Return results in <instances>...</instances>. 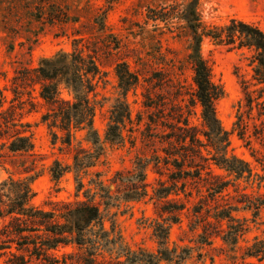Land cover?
<instances>
[{"label":"trees","instance_id":"1","mask_svg":"<svg viewBox=\"0 0 264 264\" xmlns=\"http://www.w3.org/2000/svg\"><path fill=\"white\" fill-rule=\"evenodd\" d=\"M164 2L168 7L149 9L148 18L167 25L175 21L184 23L190 49L187 60L194 72L190 103L183 105L177 99L163 95H157L155 100L148 94L144 95V107L150 115L142 135L146 145L154 147L152 157L139 159L134 170L117 172L113 180L118 187L116 193L102 180V173L95 172L88 182L90 188L84 191L86 200L60 202L55 209L44 211L30 204L33 198L30 183L37 174L30 179L3 182L0 186V223L6 218H9V223L5 229L8 241H0V250L5 249L4 244L8 243L7 248L14 246L15 250L9 251L7 264H33L34 259L42 264H68V261L70 264H186L191 250L170 248L169 233L171 225L179 222L180 215L194 196L198 200L192 208L202 229V244L211 246L214 244L213 237H221L230 251L236 252L249 226L246 219L238 218L235 214L248 212L254 222L260 218L264 209V193H247V188L241 189L239 184L240 180L250 182L258 175L253 174L247 163L228 154L229 133L222 127L216 108L217 101L224 94L223 89L214 82L201 46L209 38L214 44L228 47L229 50L253 51V63L256 64L254 80L261 88L258 96L254 95L256 91L245 88L247 109L239 112L235 131L241 139H247L249 121L253 120L254 136L264 146V31L254 23L236 18L222 26H207L198 10L200 0ZM13 4L18 6V12L34 13V18L40 12V5H47L53 24L69 21L70 9L65 7L66 17H58L54 15L55 2L49 0H0V26L9 34L13 31L8 27V21L16 16V11L12 10ZM36 74L38 83H41L40 95L48 105V111L42 116L43 122L50 128L66 131L64 143L69 147L73 145L72 129L87 133L86 141L90 146H73L72 165L56 161L51 167L56 182L72 172L78 184L77 192L80 193L86 186L84 179L90 176L91 169L104 157L106 144H122L125 141L124 129L127 124L133 123L125 96L138 84L139 77L127 63L117 65L116 74L123 98L113 105L105 138L102 139L94 126L96 104L90 98L95 90L93 81L98 74V66L92 57H84L75 49L70 54L43 60ZM62 84L74 93V101L60 97L59 87ZM4 104L5 97L0 89V140H7L0 146L7 145L8 152L12 154L32 155L34 145L31 136L26 135L25 130H12L18 124L13 118L15 108L4 111ZM195 106L201 109L200 126L191 121ZM19 115V125L29 127L28 124L23 125L22 114ZM151 164L153 171L160 176L153 197L157 212L161 217L168 214L169 218L166 219L168 222H155L157 252L145 249L136 251L124 244L114 224L110 231L105 228V214L101 206L108 210L120 206L122 202L149 196L146 170ZM215 167L224 169L233 179L218 174ZM36 168V163H32L24 168V172H33ZM231 188L234 195L230 192ZM262 188L264 177L258 179V189ZM69 245H76L80 252L63 254L62 261L51 252ZM106 254L110 258H106ZM255 259L258 263L252 261ZM242 260L243 264L264 262V235L257 237L244 250Z\"/></svg>","mask_w":264,"mask_h":264},{"label":"rangeland","instance_id":"2","mask_svg":"<svg viewBox=\"0 0 264 264\" xmlns=\"http://www.w3.org/2000/svg\"><path fill=\"white\" fill-rule=\"evenodd\" d=\"M49 1L55 2L54 15L58 17H66L65 7L70 9L67 23L53 24L47 5H40L39 17L34 18V13L18 12V6L13 4L12 10L16 11V16L8 21L13 33L5 32L0 26V89L5 97L3 110L15 108L13 118L18 124L12 130H25L34 145L32 155L12 154L8 152L7 145L0 146V186L9 179H30L37 174L30 183L33 192L30 204L44 211L55 209V205L60 202L86 200L84 191L90 188L88 182L95 172H101L102 180L116 193L117 183L113 182L116 173L134 170L139 159L152 157L154 147L147 146L142 135L150 115L144 107V95L148 94L154 100L157 95H163L187 105L194 90V72L187 60L189 38L185 35L184 23L175 21L167 25L148 18L149 9L168 7L164 0ZM198 10L207 26H222L236 18L254 23L264 31V0H200ZM75 49L84 57H92L98 66V74L93 81L95 90L90 98L96 104L94 126L102 139L105 138L113 105L123 98L116 74L117 65L127 63L139 77L138 84L125 96L133 119V123L127 124L124 129L125 141L122 144H106L104 157L91 169L90 176L84 179L86 186L80 193L77 192L78 184L72 172L66 173L56 182L51 167L56 161L72 165L73 146H90L86 141L87 133L72 129L74 139L72 147H69L64 143L66 131L50 128L43 122L42 116L48 111V105L40 95L41 83H38L36 74L43 60L70 54ZM201 53L211 67L214 82L223 89L224 94L217 101L216 108L222 127L229 133L228 154L247 163L253 174L258 175L250 182L240 180V187L247 188V193L263 194L264 189H258V179L264 177V146L254 136V121H249L247 139H241L235 131L239 112L247 109L245 88L256 91L255 96H258L261 88L254 80L256 64L253 63V51L229 50L206 38ZM59 89L63 100L74 101V93L64 84ZM193 110L191 121L200 126L201 109L195 106ZM19 114H22L23 125L28 124L29 127L19 125ZM6 142L0 140V145ZM32 163H36L37 168L25 173L24 168L30 167ZM146 171L149 196L122 202L120 206L108 210L102 205L101 210L105 214V228L110 231L114 224L124 244L136 251L145 249L157 252L155 222H168L166 219L169 216H159L156 199L153 198L160 176L153 171L152 164ZM215 171L227 179H233L224 169L215 167ZM230 192L234 195L233 188ZM181 198L186 202L183 195ZM197 200V196H194L180 215L179 222L171 225L170 248L177 247L179 251L190 249L191 255L186 264H243L244 250L257 237L264 235V209L256 222L248 212L235 214L247 220L249 230L240 239V248L232 252L221 237H213L214 244L211 246L201 243L202 229L192 208ZM8 223L9 218L0 223V241H8L5 237ZM4 245L6 248L0 250V264H7L9 251H15L14 246L7 248L9 243ZM51 252L62 261L63 254L78 253L80 250L76 245H69ZM106 258H110L109 254H106ZM252 261L258 263L256 259ZM67 263L70 264V261ZM33 264L42 263L34 259Z\"/></svg>","mask_w":264,"mask_h":264}]
</instances>
